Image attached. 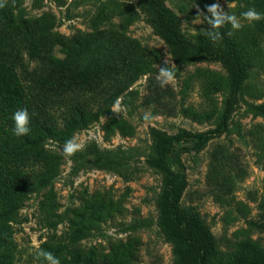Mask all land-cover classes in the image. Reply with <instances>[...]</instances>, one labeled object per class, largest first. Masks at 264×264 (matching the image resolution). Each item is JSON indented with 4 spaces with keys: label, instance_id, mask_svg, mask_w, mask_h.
I'll use <instances>...</instances> for the list:
<instances>
[{
    "label": "trees",
    "instance_id": "trees-1",
    "mask_svg": "<svg viewBox=\"0 0 264 264\" xmlns=\"http://www.w3.org/2000/svg\"><path fill=\"white\" fill-rule=\"evenodd\" d=\"M188 1L207 8L215 0ZM241 1L264 14V0ZM56 2L62 5L64 0ZM139 7L177 63L189 64L206 58L221 62L227 71L226 75L207 68L197 71L205 79V94L212 101L209 110L181 107L186 117L198 123L219 118L214 128L201 132L183 129L176 133L154 128L151 132L154 153L148 163L163 174L157 201L158 225L173 245L174 264H264V238L253 235L254 231H264V198L258 204V219L246 215L248 226L234 232L235 239L226 250L218 248L215 235L197 212L185 211L181 206L188 185L182 155L204 148L227 131L237 95L251 76L254 62L244 40L247 27L234 31L230 24L225 25L219 29L222 40L213 43L207 36L211 29L186 36L179 15L165 0H139ZM106 18L105 9L101 8L97 23ZM253 25L258 33L264 34V19ZM55 27L51 13L24 18L7 5L0 8V264L15 263V225L20 222L21 208L34 193H42L41 222L52 229L40 248L51 252L60 264H139L142 242L138 237L115 242L108 251L83 245L102 223L124 211L122 200L109 193L86 196L73 209L68 230L58 233V225L65 218L53 182L61 173L63 156L46 147L45 142L65 144L79 130L102 117L107 118L104 130L108 135L132 136L134 125L111 109L143 75H149L147 103L157 104L158 111L170 113L168 110L174 108L168 97L176 93L171 85L161 87L155 77L158 51L143 48L115 29L68 37ZM56 46H60L64 57L53 56ZM24 51L30 60L39 62L36 68L30 69ZM220 93L224 94L223 106L215 98ZM74 96L85 97L87 102L73 100ZM88 97H97L98 104L91 106ZM24 108L30 115V132L16 136L12 117L15 111ZM257 156L264 170V143ZM231 159L229 153L216 152L211 162L210 178L216 189L228 193L233 188V177L224 169ZM218 163L222 169L216 167ZM217 195L220 203L231 205L230 198L223 197L221 192ZM238 204L247 211L243 202ZM29 264L44 262L36 258L35 263Z\"/></svg>",
    "mask_w": 264,
    "mask_h": 264
},
{
    "label": "rangeland",
    "instance_id": "rangeland-1",
    "mask_svg": "<svg viewBox=\"0 0 264 264\" xmlns=\"http://www.w3.org/2000/svg\"><path fill=\"white\" fill-rule=\"evenodd\" d=\"M165 3L179 15L181 29L186 36L210 30L211 26L203 21V15H210L207 8L188 0H165ZM214 3H219L225 12L236 15L242 26L247 27L244 40L254 66L244 89L237 95L227 131L204 148L182 155L188 185L181 206L185 211L197 212L215 235L218 248L226 250L235 239L234 232L248 226L246 215L258 219V204L264 198V170L257 162V150L264 143V34L258 33L254 23L249 24L242 17L243 12L251 9L244 1L215 0ZM6 5L24 18L51 13L56 22L55 30L68 37L100 30H119L135 39L143 48L158 51L159 58L154 64L155 77L162 67L175 72L176 80L171 86L176 95L168 97L174 108L168 110L170 113L158 111L157 104L147 103L148 74L141 76L118 98L123 109L121 114L135 127L132 136H122L120 133L108 135L104 130L107 118L102 117L74 135L82 149L71 157L63 155L65 144L53 140L45 142L46 147L63 156L61 173L53 182L61 204L60 212L65 218L58 225L59 234L68 230L73 209L86 196L96 192L109 193L115 199L122 200L124 211L102 223L92 236L83 241V245L108 251L115 242L138 237L142 242L139 264H174L173 245L158 225L157 201L163 174L148 163L154 153L151 132L154 128L168 133L183 129L201 132L214 128L219 118L198 123L186 117L181 107L190 105L198 110H209L212 101L205 94V79L197 71L207 68L226 75V69L221 62L206 58L189 64L177 63L169 46L155 32L147 15L140 9L139 0H64L62 5L56 0H6ZM101 8L105 9L107 18L97 23ZM197 15H200L199 23L194 22ZM253 34L255 37L252 38ZM23 55L30 69L38 66L39 62L30 60L26 51ZM53 56L64 57L60 46L55 47ZM165 57L169 60L167 65L164 63ZM252 90L262 92V95H255ZM88 98L91 106L98 104L97 97ZM215 98L223 106L224 94L220 93ZM85 99L82 96L73 98L87 102ZM145 113H150L152 119L145 121ZM216 152L229 153L232 158L224 169L233 177L231 193L216 189L210 178L213 172L211 162ZM216 167L222 169L220 163ZM219 192L232 200L231 205L218 201ZM41 198L42 193L32 194L20 210V222L15 225L13 235L14 264L35 263V245L40 247L52 232L41 222ZM239 201L243 202L247 211L239 208ZM253 235L255 238H264V231H254Z\"/></svg>",
    "mask_w": 264,
    "mask_h": 264
},
{
    "label": "clouds",
    "instance_id": "clouds-1",
    "mask_svg": "<svg viewBox=\"0 0 264 264\" xmlns=\"http://www.w3.org/2000/svg\"><path fill=\"white\" fill-rule=\"evenodd\" d=\"M5 6H6V0L0 2V8H3ZM207 12L210 13V15H203L202 13L201 14L203 15V21H206L211 26L210 27L211 30L207 32V36L209 37L210 40H212L213 43H217L220 40H222L223 36L222 33L219 31V29H221L225 25L230 24L232 30L234 31L239 30L242 27L240 19H238L237 16L234 14H229L228 12H225L219 3H214L209 5L207 7ZM200 15H197V19L194 22L196 23L201 22L199 19ZM241 15L245 20L248 21L249 24L264 19V14L257 12L254 8H251L248 11L243 12ZM228 34L231 35L232 32H229ZM164 63L166 65L169 63L167 57H165ZM156 79L161 87H165L175 83L176 74L172 69L168 67H162ZM111 110L113 113L117 115L122 113L123 109L120 106L119 100H117L114 103ZM12 118L14 120V125H15L13 128V133L16 136H23L29 134L30 115L26 108L18 109L17 111H15ZM143 118L145 121H149L152 119V116L150 113H145ZM81 149H82L81 143L78 142L77 137L73 136L72 139L66 141L63 148V155L65 157H71ZM35 248H36V253H35L36 258L42 259L44 264H60V260L56 256H54L51 252L44 251L39 247L38 244L35 245Z\"/></svg>",
    "mask_w": 264,
    "mask_h": 264
}]
</instances>
